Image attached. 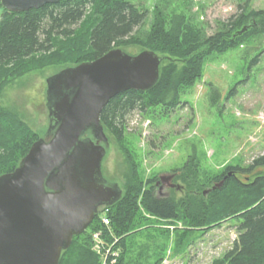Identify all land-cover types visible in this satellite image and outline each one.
Masks as SVG:
<instances>
[{
    "label": "trees",
    "instance_id": "1",
    "mask_svg": "<svg viewBox=\"0 0 264 264\" xmlns=\"http://www.w3.org/2000/svg\"><path fill=\"white\" fill-rule=\"evenodd\" d=\"M147 16L148 10L128 0H61L22 12L8 11L0 3V94L15 79L45 65H76L128 45L153 50L163 57L157 84L148 91L117 94L101 113L108 137L123 143L131 113L138 110L150 118L157 111L170 114L180 106L182 94L202 77L210 56L226 53L250 36L264 35V10L250 9L248 2L211 35L194 28L184 15H174L166 25L158 13L145 37L134 36ZM40 136L0 105V175L14 171ZM122 147L129 174L122 197L105 208L110 223L105 225L97 214L82 234L74 236L59 264H143V255L149 264H162L173 234L175 249L181 252L198 234L233 218L238 221V237L211 264L264 262V154L247 167L229 165L204 180L191 157L178 175L188 190L178 201L158 194L157 176L143 180L135 155ZM178 222L185 226L182 232ZM95 233L100 234L98 240ZM143 241L155 249L136 252ZM96 244L106 258L94 249Z\"/></svg>",
    "mask_w": 264,
    "mask_h": 264
},
{
    "label": "rangeland",
    "instance_id": "2",
    "mask_svg": "<svg viewBox=\"0 0 264 264\" xmlns=\"http://www.w3.org/2000/svg\"><path fill=\"white\" fill-rule=\"evenodd\" d=\"M128 1L148 10L145 22L133 33L141 38L149 33L158 13L166 25L174 15H184L194 28L211 35L246 2L250 9L264 10V0ZM121 49L129 54L142 51L137 45ZM60 64L35 68L6 85L0 94V105L16 113L41 137L49 123L46 79L65 67ZM127 125L125 142L119 143L109 135L110 148L102 164L105 178L118 182L123 190L129 163L122 144L135 155L143 180L157 176L158 194L178 201L188 192L178 175L191 157L197 160L203 180L220 174L229 165L249 166L264 154V35L250 36L240 46L210 56L202 77L182 94L180 106L170 114L157 111L150 118L136 110L129 115ZM173 172L178 173L174 183L182 189L162 183L161 177ZM103 212L106 210L101 207L98 214L102 216ZM177 228L182 232L185 226L178 222ZM237 237L238 221L234 218L198 234L196 239L192 237V243L181 252L174 246L175 233L168 242L162 264H211L233 246ZM146 247L155 249L150 242L143 241L135 251ZM98 251L104 259L105 253L100 248ZM147 258L143 255V264H149Z\"/></svg>",
    "mask_w": 264,
    "mask_h": 264
},
{
    "label": "water",
    "instance_id": "3",
    "mask_svg": "<svg viewBox=\"0 0 264 264\" xmlns=\"http://www.w3.org/2000/svg\"><path fill=\"white\" fill-rule=\"evenodd\" d=\"M59 1L0 3L8 11L22 12ZM162 61L150 49L129 54L114 48L47 77V131L14 171L0 175V264H59L63 251L89 227L99 209L122 197L118 182L103 174L110 139L101 113L117 94L152 89ZM173 177L162 176L161 181ZM170 186L182 188L173 182Z\"/></svg>",
    "mask_w": 264,
    "mask_h": 264
},
{
    "label": "built area",
    "instance_id": "4",
    "mask_svg": "<svg viewBox=\"0 0 264 264\" xmlns=\"http://www.w3.org/2000/svg\"><path fill=\"white\" fill-rule=\"evenodd\" d=\"M105 210H107V209H105ZM102 221L104 222L105 225H108L110 223L109 222V218L106 216V212H103V214H102ZM99 236H100L99 233H95L94 234V239L98 240ZM96 247L98 249L99 248V244H97ZM105 258H106V253H105Z\"/></svg>",
    "mask_w": 264,
    "mask_h": 264
},
{
    "label": "flooded vegetation",
    "instance_id": "5",
    "mask_svg": "<svg viewBox=\"0 0 264 264\" xmlns=\"http://www.w3.org/2000/svg\"><path fill=\"white\" fill-rule=\"evenodd\" d=\"M169 175H174V177H173V179H171L170 181H166V184L170 187V188H175V189H177L176 187H171L170 186V183H174V179H175V177L178 175V173L177 172H173V173H170ZM158 186V188H159V185H157ZM182 189V188H181ZM178 190V189H177Z\"/></svg>",
    "mask_w": 264,
    "mask_h": 264
}]
</instances>
